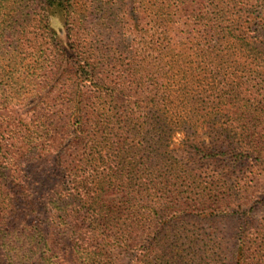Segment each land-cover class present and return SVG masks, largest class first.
<instances>
[{"label": "trees", "instance_id": "16d2710c", "mask_svg": "<svg viewBox=\"0 0 264 264\" xmlns=\"http://www.w3.org/2000/svg\"><path fill=\"white\" fill-rule=\"evenodd\" d=\"M0 264H264V0H0Z\"/></svg>", "mask_w": 264, "mask_h": 264}, {"label": "rangeland", "instance_id": "374dc122", "mask_svg": "<svg viewBox=\"0 0 264 264\" xmlns=\"http://www.w3.org/2000/svg\"><path fill=\"white\" fill-rule=\"evenodd\" d=\"M179 138H180V135H176V136H175V140H176V141L179 140Z\"/></svg>", "mask_w": 264, "mask_h": 264}]
</instances>
